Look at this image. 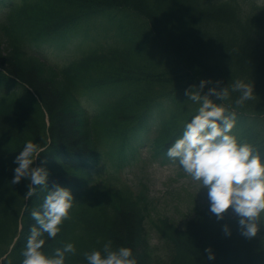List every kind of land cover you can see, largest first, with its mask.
<instances>
[{"label": "trees", "instance_id": "obj_1", "mask_svg": "<svg viewBox=\"0 0 264 264\" xmlns=\"http://www.w3.org/2000/svg\"><path fill=\"white\" fill-rule=\"evenodd\" d=\"M25 1L23 9L0 30L1 42L23 45L36 34L48 32L51 22L66 21L71 14H82L91 30L100 29L109 37L110 51L121 65L126 63L121 73L125 89L122 98L115 101L109 122L112 135L120 136L147 101L169 97L174 104L167 121L172 122L168 134L171 138V133H177L179 115L184 118L179 121L181 125L200 106L189 100L185 94L187 89L198 87L206 79L221 81L220 87L243 80L254 85L253 98L243 106L235 104L240 93L231 90L227 100L221 101L215 96L211 99L223 104L226 114L235 112L233 134L239 142L252 144L264 158V1L253 0L248 14H243L240 0ZM221 24L224 31L223 27L217 28ZM88 64L85 59L76 61L72 77L79 76V81L65 89L51 72H44L38 63L27 62V59L12 64V72L37 92L34 96L48 109L53 120V135L63 147L100 157V146L91 143L88 129L70 105V100L77 99L90 85L87 74L80 72ZM9 83L14 88V82L9 79ZM214 86L215 83L208 84L201 95ZM4 98L7 104L1 113V125L17 139L39 140L41 126L28 111L36 104L34 97L25 91L23 95L14 92ZM17 101L23 102L21 108L7 111L8 106ZM109 160L113 157L109 156ZM105 170L101 180L98 177L82 195L58 237H44L43 248L52 254L67 243H62L63 239L71 236L76 254H69L65 264H87L83 254L93 249L102 250L103 244L111 240L114 249L130 247L137 264H151L144 223L148 206L144 195L135 193L120 175ZM60 178L68 180V175ZM227 219L217 220L209 205L203 209L196 206L194 215L184 226L165 217L159 228L171 246V256L158 264H264L263 236L247 238L242 235L238 221ZM35 224L29 215L25 238L19 241L11 253V262L7 263L22 264V252ZM225 225L231 235L225 233ZM8 237V229L1 227V255L6 252ZM209 248L215 259L207 258Z\"/></svg>", "mask_w": 264, "mask_h": 264}, {"label": "clouds", "instance_id": "obj_2", "mask_svg": "<svg viewBox=\"0 0 264 264\" xmlns=\"http://www.w3.org/2000/svg\"><path fill=\"white\" fill-rule=\"evenodd\" d=\"M215 83L205 95L203 89ZM221 81L203 80L199 86H192L185 94L189 100L198 103L197 114L184 125L180 138L176 139L167 151V156L178 160L184 172L194 181L200 182L208 190L210 211L217 220H223L231 209L239 217L242 235L247 238L257 236L260 221L264 220V158L247 142H239L233 134L236 114H226L223 104L211 99L227 100L232 92H239L235 104L243 106L253 98L254 85L236 80L229 87H220ZM39 156V146L29 140L15 159L18 165L14 169L12 184L27 178L30 183L26 197L35 194L37 187L48 188V170L33 167ZM72 192L60 185L49 190L42 204L31 211L36 224L30 229L25 248L22 252V264H65L67 254H76L73 243H66L49 256L42 249L45 235L54 239L60 232V226L69 218L73 205ZM227 235L231 231L224 226ZM99 242V241H98ZM209 260L215 259L212 249L206 250ZM87 264H137L130 247L113 248L111 240L103 244L102 250L85 252Z\"/></svg>", "mask_w": 264, "mask_h": 264}, {"label": "rangeland", "instance_id": "obj_3", "mask_svg": "<svg viewBox=\"0 0 264 264\" xmlns=\"http://www.w3.org/2000/svg\"><path fill=\"white\" fill-rule=\"evenodd\" d=\"M141 142V135L137 134L131 137L129 143H133L135 145H139ZM123 149H119L117 145L114 148V156L115 159L113 162L114 165L119 164L120 161H127L131 155L129 150L125 151V144L121 146ZM148 143L141 146L142 155L144 156L147 151ZM107 151V148H104ZM138 153V147L136 149ZM170 170V168H169ZM169 170H167V166L163 165H155V161H139L137 164L133 166H126L121 171V176L124 180H126L132 187L140 188L142 184L140 181H144L148 187V195L151 198V203L154 207H157V211L162 212V214H173L177 217V221L181 222L185 218V215L189 213L190 209L192 208L193 203L196 200V197L190 196L186 201H183L181 204L180 212L174 210L175 208V197L183 196L179 194V196L170 197L171 191L174 187L171 184V175L168 174ZM197 188L191 191L192 194L200 195V191L205 193L208 191L207 188H203L200 182H197ZM230 209L228 212H231ZM149 238L151 242L150 250H149V257L148 260L155 264V261L164 260L168 257L170 253L169 246L165 243V241L159 237L158 235H151L149 233ZM156 256H161V258L155 260Z\"/></svg>", "mask_w": 264, "mask_h": 264}]
</instances>
